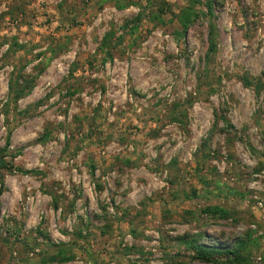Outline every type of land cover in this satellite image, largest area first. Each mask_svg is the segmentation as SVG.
Instances as JSON below:
<instances>
[{"label": "rangeland", "instance_id": "374dc122", "mask_svg": "<svg viewBox=\"0 0 264 264\" xmlns=\"http://www.w3.org/2000/svg\"><path fill=\"white\" fill-rule=\"evenodd\" d=\"M60 1L0 0V264H264V0Z\"/></svg>", "mask_w": 264, "mask_h": 264}, {"label": "trees", "instance_id": "16d2710c", "mask_svg": "<svg viewBox=\"0 0 264 264\" xmlns=\"http://www.w3.org/2000/svg\"><path fill=\"white\" fill-rule=\"evenodd\" d=\"M65 2H66V0H63V2L60 4V6H62V4H64ZM7 12L10 13L11 15H13L15 13V10L10 9ZM185 19L188 20L190 18H189V16H186ZM24 89H25V87H22V86L19 87V90H18L19 95L23 93ZM209 250L210 251H207V248L206 247H203V246L199 247V253H198L199 258H205L207 260H212V257H210V255L212 254V251L213 250H211V249H209ZM234 254H235V257L236 258L241 259V260L244 259V257L241 256V254H238L237 252L234 253ZM64 258L67 259L68 257H64Z\"/></svg>", "mask_w": 264, "mask_h": 264}, {"label": "crops", "instance_id": "0c3cea01", "mask_svg": "<svg viewBox=\"0 0 264 264\" xmlns=\"http://www.w3.org/2000/svg\"><path fill=\"white\" fill-rule=\"evenodd\" d=\"M60 2H63V0H62V1H60Z\"/></svg>", "mask_w": 264, "mask_h": 264}]
</instances>
